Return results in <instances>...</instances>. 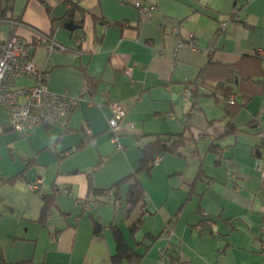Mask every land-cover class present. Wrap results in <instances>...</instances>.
<instances>
[{
    "label": "crops",
    "instance_id": "1",
    "mask_svg": "<svg viewBox=\"0 0 264 264\" xmlns=\"http://www.w3.org/2000/svg\"><path fill=\"white\" fill-rule=\"evenodd\" d=\"M72 3L0 0V40L49 36L60 48L36 47L33 62L50 91L79 100L67 129L24 138L0 106V264H114L115 232L136 264H264V0ZM138 4L156 10L141 16ZM201 77L210 88L187 96ZM154 135L186 143L139 172ZM134 176L145 202L128 209Z\"/></svg>",
    "mask_w": 264,
    "mask_h": 264
},
{
    "label": "built area",
    "instance_id": "2",
    "mask_svg": "<svg viewBox=\"0 0 264 264\" xmlns=\"http://www.w3.org/2000/svg\"><path fill=\"white\" fill-rule=\"evenodd\" d=\"M141 15L145 16L149 11H155V7H142L136 5ZM15 25H23L22 22L15 20ZM25 27V25H23ZM227 24H222L218 37L226 31ZM35 40L33 43H26L16 34L8 39L0 40V106L7 109L11 117L12 126L21 138L27 137L30 131L39 126L61 127L66 129L79 100L69 97L66 94H57L50 91L47 87V76L33 62L36 47L47 44L49 51H54L58 45L49 40L44 34L32 29ZM49 42V43H47ZM82 40H79L81 43ZM189 44L196 49L197 41L190 37ZM128 76L131 69L125 72ZM29 78L34 81L31 86H17L19 78ZM199 85L186 88L187 96H191ZM200 87V86H199ZM237 96H231L230 104H234ZM112 117L109 121L111 136L116 149H122L120 136L116 133L120 122L125 118L126 112L120 104L111 105ZM87 133L90 135V131ZM161 158H157L155 165H160ZM258 169L264 177V163L260 162ZM41 181L38 180L31 184V189H39ZM162 252V256H165Z\"/></svg>",
    "mask_w": 264,
    "mask_h": 264
},
{
    "label": "trees",
    "instance_id": "3",
    "mask_svg": "<svg viewBox=\"0 0 264 264\" xmlns=\"http://www.w3.org/2000/svg\"><path fill=\"white\" fill-rule=\"evenodd\" d=\"M67 2L72 3L73 0H67ZM74 5V9H72L71 12H69L68 17H71V14L74 13L75 10H77V4L72 3ZM35 30V29H34ZM38 31V30H36ZM40 32V31H38ZM41 33V32H40ZM43 34V33H42ZM45 35V34H44ZM49 40H52L49 36L45 35ZM49 43V42H47ZM47 45V44H45ZM195 85H199L196 90L192 93V95L199 90H207L206 87L209 89L210 87L205 83V79L201 77L198 79L196 83H194L191 87H194ZM264 89V87L262 88ZM204 90V91H205ZM236 94V93H235ZM234 95V93H229L227 96V101H228V106L229 107H236L238 106V100H235L234 104H230V99L231 96ZM70 123V122H69ZM230 129H232V125L229 124ZM68 126L66 127V129ZM111 130V127H110ZM230 132H234V129L231 130ZM116 133L120 136L124 134L123 129L119 128L116 130ZM153 140L150 141L147 145H145L142 148V154H143V159L141 161V170L139 172H149L151 171L154 166L157 158L163 159V156L166 154H174L180 156L181 149L185 146L186 139L182 136H175V135H166V136H161V135H154ZM133 181V185L131 187L130 193L128 195V198L126 200L128 209H133L134 206L138 205L141 202H145V195H144V188L143 184H141L138 179L134 176L131 178ZM121 184V183H120ZM119 186V185H118ZM101 194V193H100ZM104 194V193H102ZM43 214L42 218H44L47 213H49V203H46L43 208ZM96 227V232L99 233L101 231V228L98 224L95 225ZM138 227L136 226L135 229ZM116 237H117V246H118V254L114 257L113 262L114 264H136L140 260V256L137 255L136 253L130 251L127 247H125L123 243V238L118 232H115ZM168 255V254H167ZM162 256V255H161ZM170 259L172 262H175V256L169 255ZM166 256H162V258H165Z\"/></svg>",
    "mask_w": 264,
    "mask_h": 264
},
{
    "label": "water",
    "instance_id": "4",
    "mask_svg": "<svg viewBox=\"0 0 264 264\" xmlns=\"http://www.w3.org/2000/svg\"><path fill=\"white\" fill-rule=\"evenodd\" d=\"M68 26L72 28V26H74V25H73V23L71 22L70 24H68ZM72 29H75V28H72Z\"/></svg>",
    "mask_w": 264,
    "mask_h": 264
},
{
    "label": "rangeland",
    "instance_id": "5",
    "mask_svg": "<svg viewBox=\"0 0 264 264\" xmlns=\"http://www.w3.org/2000/svg\"><path fill=\"white\" fill-rule=\"evenodd\" d=\"M143 6V5H142ZM144 7V6H143ZM145 8V7H144ZM137 10H138V12L140 13V15H141V12H140V10L138 9V8H136ZM142 16V15H141Z\"/></svg>",
    "mask_w": 264,
    "mask_h": 264
}]
</instances>
